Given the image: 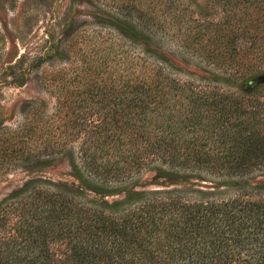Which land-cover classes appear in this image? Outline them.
Wrapping results in <instances>:
<instances>
[{
	"label": "trees",
	"instance_id": "obj_1",
	"mask_svg": "<svg viewBox=\"0 0 264 264\" xmlns=\"http://www.w3.org/2000/svg\"><path fill=\"white\" fill-rule=\"evenodd\" d=\"M185 2L130 1L141 30L127 26L129 39L156 49L154 36L171 40L201 75L148 49L138 71L96 64L60 103L61 140L46 150L70 153L84 185L106 196L152 166L180 181L207 174L211 186L108 201L31 181L0 204V264H264V183L255 175L264 172V0L194 1L197 10L176 14ZM41 120L29 130L37 134Z\"/></svg>",
	"mask_w": 264,
	"mask_h": 264
},
{
	"label": "rangeland",
	"instance_id": "obj_2",
	"mask_svg": "<svg viewBox=\"0 0 264 264\" xmlns=\"http://www.w3.org/2000/svg\"><path fill=\"white\" fill-rule=\"evenodd\" d=\"M130 1L0 0V204L35 180L63 184L82 190L88 197L108 201L124 199L135 191L206 188L215 180L198 172L186 173L190 177L184 181L165 178L157 173V166H152L122 186L121 194L106 196L84 185L71 166L70 153L50 155L46 150L48 144L61 140L56 130L59 121L54 119L60 103L76 92L78 82L92 77L96 64L107 63L116 71L123 63L138 71L141 67L137 62L142 63L137 56L140 53L146 57L144 50L148 49L187 73L201 75L199 61L181 53L175 42L151 36L160 46L156 49L152 41L129 39L133 35L127 26H136L133 16L137 14V7ZM183 1L185 5L174 9L176 14H190L197 10L194 1L203 2ZM136 29L141 30L138 26ZM146 34L149 36V32ZM40 118L35 134L29 130V121ZM50 119L47 136L44 123ZM78 147L74 146L75 155ZM255 175L257 182L264 183V172Z\"/></svg>",
	"mask_w": 264,
	"mask_h": 264
}]
</instances>
